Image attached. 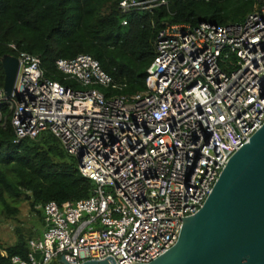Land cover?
<instances>
[{"label":"built area","instance_id":"built-area-1","mask_svg":"<svg viewBox=\"0 0 264 264\" xmlns=\"http://www.w3.org/2000/svg\"><path fill=\"white\" fill-rule=\"evenodd\" d=\"M154 1L168 4L120 6L130 12ZM154 47L148 89L131 96L98 88L125 85L90 54L56 62L64 80L84 89L47 77L40 55L16 56L15 88L10 96L0 88L14 142L52 133L95 187L75 202H47L42 237L30 239L28 253L10 264H52L63 254L74 264L157 259L177 243L182 218L203 207L229 160L264 125V6L239 24H167Z\"/></svg>","mask_w":264,"mask_h":264},{"label":"trees","instance_id":"trees-1","mask_svg":"<svg viewBox=\"0 0 264 264\" xmlns=\"http://www.w3.org/2000/svg\"><path fill=\"white\" fill-rule=\"evenodd\" d=\"M122 0H0V88L5 84L3 59L21 51L40 55L45 75L65 83L58 59L92 55L120 84L127 96L148 89V69L155 57L154 40L167 24L200 22L239 24L264 6V0H168L150 9L124 12ZM145 1V0H138ZM14 44L16 48L11 45ZM66 84V83H65ZM95 183L82 175L78 161L50 132L14 142L11 110L0 102V213L18 219V203L28 202L44 225L43 206L89 197ZM16 241L0 237V264L25 256L33 228L15 227Z\"/></svg>","mask_w":264,"mask_h":264},{"label":"water","instance_id":"water-1","mask_svg":"<svg viewBox=\"0 0 264 264\" xmlns=\"http://www.w3.org/2000/svg\"><path fill=\"white\" fill-rule=\"evenodd\" d=\"M10 96L19 60L3 59ZM177 243L149 263L264 264V125L229 160L212 193L194 215L183 217ZM110 259V260H109ZM52 264H74L64 254ZM80 264H117L112 256Z\"/></svg>","mask_w":264,"mask_h":264},{"label":"rangeland","instance_id":"rangeland-1","mask_svg":"<svg viewBox=\"0 0 264 264\" xmlns=\"http://www.w3.org/2000/svg\"><path fill=\"white\" fill-rule=\"evenodd\" d=\"M64 80V79H63ZM66 85L71 86L75 89H84L85 87L78 83L75 79H68L64 80ZM101 91L104 93H108L111 91L112 93H118L116 90H112L111 88L108 89L103 86L98 87ZM107 191L114 193V190L111 187L106 188ZM115 194V193H114ZM18 206L20 208V214L18 216V219H6L4 214L0 213V237L6 242L7 244H13L16 241V233H15V227L17 225H21L24 228H33L41 234L40 237L43 235L44 225L40 221V216L36 214V212L32 211L28 202L21 201L18 203ZM44 218L45 213L44 210L42 212ZM45 224V221H44ZM39 237V238H40Z\"/></svg>","mask_w":264,"mask_h":264},{"label":"crops","instance_id":"crops-1","mask_svg":"<svg viewBox=\"0 0 264 264\" xmlns=\"http://www.w3.org/2000/svg\"><path fill=\"white\" fill-rule=\"evenodd\" d=\"M41 235V234H40Z\"/></svg>","mask_w":264,"mask_h":264}]
</instances>
